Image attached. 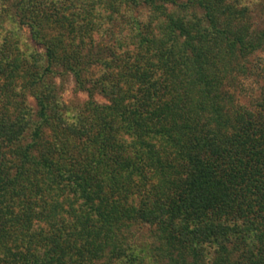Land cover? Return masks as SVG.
Masks as SVG:
<instances>
[{
	"label": "trees",
	"instance_id": "16d2710c",
	"mask_svg": "<svg viewBox=\"0 0 264 264\" xmlns=\"http://www.w3.org/2000/svg\"><path fill=\"white\" fill-rule=\"evenodd\" d=\"M263 48L264 0H0V264H264Z\"/></svg>",
	"mask_w": 264,
	"mask_h": 264
},
{
	"label": "rangeland",
	"instance_id": "374dc122",
	"mask_svg": "<svg viewBox=\"0 0 264 264\" xmlns=\"http://www.w3.org/2000/svg\"><path fill=\"white\" fill-rule=\"evenodd\" d=\"M39 51H42L39 45L35 46ZM264 61V48L258 51L251 59L252 62V72L245 78H241L239 87H242L241 94L239 95L242 99H247L251 94H255L259 90L261 84L260 78L257 76L256 67L257 65L263 63ZM55 81L60 85V93L62 94V99L70 107H78V105L83 104V101L87 99V93L84 91H77L75 83L71 76H66L63 78H55ZM96 99L99 101H104L100 94H96ZM27 100L30 105H33V98L27 96ZM140 237L138 239L139 243H142L147 249L150 247V242L152 240V232L147 228L138 233Z\"/></svg>",
	"mask_w": 264,
	"mask_h": 264
}]
</instances>
